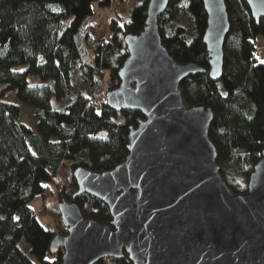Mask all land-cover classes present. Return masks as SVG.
<instances>
[{"label": "trees", "instance_id": "obj_1", "mask_svg": "<svg viewBox=\"0 0 264 264\" xmlns=\"http://www.w3.org/2000/svg\"><path fill=\"white\" fill-rule=\"evenodd\" d=\"M125 1L0 0V264H35L19 246L22 240L40 264H62L63 251L54 253L51 242L67 235V228L61 221L58 231L48 229L30 207L38 195L48 196L47 184L54 185L59 204L74 200L86 218L113 221L103 201L87 194L73 199L74 172L83 167L101 173L122 164L131 145L130 131L145 118L138 111H113L106 96L120 85L119 72L129 55L125 40L145 28L149 0H141L129 21L112 16L111 34L102 45H96L94 26L88 23L93 3L115 11ZM225 2L231 26L220 80L209 75L203 0H171L158 24L170 56L179 64L207 70L183 80L182 97L190 107L212 109L209 137L220 171L230 162L242 170V181L223 174L230 189L242 194L264 150V64L257 62L253 41L264 35V19L255 21L245 0ZM181 14L189 17L192 32L178 23ZM20 66L26 71H13ZM32 76L42 85L31 84ZM76 80L88 85L86 93ZM11 91L34 111L36 129L20 123L19 105L4 100ZM54 97L61 109L53 108ZM96 264L133 263L126 255Z\"/></svg>", "mask_w": 264, "mask_h": 264}, {"label": "water", "instance_id": "obj_2", "mask_svg": "<svg viewBox=\"0 0 264 264\" xmlns=\"http://www.w3.org/2000/svg\"><path fill=\"white\" fill-rule=\"evenodd\" d=\"M208 13L204 43L209 75L222 78L230 33L225 0H203ZM145 28L127 35L128 59L120 85L109 90L108 107L145 117L130 131L126 159L101 173L79 167L77 192L103 201L111 224L86 218L76 201L61 202L67 235H57L52 251L62 264H96L105 259L133 264H264V150L247 193H234L220 171L210 140L211 108L190 107L183 80L207 73L196 64H179L162 43L159 17L171 0H149ZM252 17L264 19V0H245ZM264 149V148H263Z\"/></svg>", "mask_w": 264, "mask_h": 264}, {"label": "rangeland", "instance_id": "obj_3", "mask_svg": "<svg viewBox=\"0 0 264 264\" xmlns=\"http://www.w3.org/2000/svg\"><path fill=\"white\" fill-rule=\"evenodd\" d=\"M141 4V0H127L125 3H120L117 7V9L114 11L113 8L108 7H100L96 3H93L94 5V15L88 19V23L94 28H92V31H94V34L96 36L103 35L107 38L111 34L110 30L108 29V24L110 23L112 16L114 18L123 19V21H129L132 16L133 9ZM178 23H180L182 26H184L189 32H192V24L190 22L189 17L186 14H181L178 20ZM255 42V54L256 59L258 63L264 64V35H258L256 39L253 40ZM16 72L21 73L19 71L20 69H25L26 66H20L14 68ZM76 77V76H75ZM29 82L33 85H39L41 86L42 83L40 79L36 76L29 77ZM75 84L77 85V88L82 90L86 93L88 90V85L83 84V82L76 80ZM109 84V82H108ZM112 84V81L110 82V85ZM109 85V86H110ZM221 92H223V87L220 86ZM7 103H14L16 105H19L21 107V122L22 124H25L26 126L32 128L33 130L36 129V119L34 115V111L30 108L24 106L21 104V102L18 99V96L16 95L15 91H11L7 94L6 98L4 99ZM53 108L54 109H61V107L58 106L56 103V98L54 97L53 101ZM223 174L224 176H227V178H230L232 176H236L240 180L243 178V173L240 170H237L235 163H225L223 164ZM242 181V180H241ZM47 186L50 189V193L47 197H42L38 195L34 200L31 201L30 207L35 210L36 213H38L39 210L45 209V212L41 213V216L38 217L40 222L44 224L45 227L48 229H52L54 231H58V227L60 226L61 219L59 218V201L57 197V191L55 190V187L53 184H47ZM19 246L21 249L26 253V255L30 256L35 264H40L37 259L31 254V245H28L25 241H21L19 243Z\"/></svg>", "mask_w": 264, "mask_h": 264}, {"label": "built area", "instance_id": "obj_4", "mask_svg": "<svg viewBox=\"0 0 264 264\" xmlns=\"http://www.w3.org/2000/svg\"><path fill=\"white\" fill-rule=\"evenodd\" d=\"M95 31V30H94ZM94 31H92V33H91V35H92V37L94 38V41H96V45H102V42L105 40V38L106 37H104L103 35H99V36H96L95 34H94ZM46 209V208H45ZM45 209H41V210H39L38 211V213H37V215L38 216H41V213L42 212H45Z\"/></svg>", "mask_w": 264, "mask_h": 264}, {"label": "snow or ice", "instance_id": "obj_5", "mask_svg": "<svg viewBox=\"0 0 264 264\" xmlns=\"http://www.w3.org/2000/svg\"><path fill=\"white\" fill-rule=\"evenodd\" d=\"M13 71H16L15 69ZM19 71L23 72L26 71L25 69H20ZM99 114V113H98Z\"/></svg>", "mask_w": 264, "mask_h": 264}]
</instances>
